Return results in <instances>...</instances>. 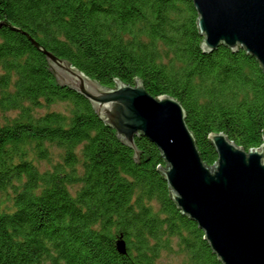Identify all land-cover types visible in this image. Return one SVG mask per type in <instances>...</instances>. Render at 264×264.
Returning a JSON list of instances; mask_svg holds the SVG:
<instances>
[{
    "label": "trees",
    "instance_id": "1",
    "mask_svg": "<svg viewBox=\"0 0 264 264\" xmlns=\"http://www.w3.org/2000/svg\"><path fill=\"white\" fill-rule=\"evenodd\" d=\"M10 18L106 86L114 74L140 76L150 96L178 98L208 162L209 133L260 146L261 65L241 48L202 52L192 0H0V20ZM52 78L45 55L0 25V264H158L166 253L222 264L174 205L159 149L134 136V160L87 100Z\"/></svg>",
    "mask_w": 264,
    "mask_h": 264
},
{
    "label": "water",
    "instance_id": "2",
    "mask_svg": "<svg viewBox=\"0 0 264 264\" xmlns=\"http://www.w3.org/2000/svg\"><path fill=\"white\" fill-rule=\"evenodd\" d=\"M192 6L202 52L221 45L230 52L241 48L257 59L264 73V0H192ZM10 20L1 19L0 25L20 32L45 55L51 82L85 98L116 138L133 150L134 160L143 151L134 136H145L159 149L164 164L156 166L174 205L195 221L222 264H264V127L260 146L247 151L223 131L209 133L217 156L210 163L200 157L178 98L150 96L140 76L129 84L114 74L115 84L106 86ZM149 156L144 150V158ZM115 249L125 254L121 239L115 240Z\"/></svg>",
    "mask_w": 264,
    "mask_h": 264
},
{
    "label": "rangeland",
    "instance_id": "3",
    "mask_svg": "<svg viewBox=\"0 0 264 264\" xmlns=\"http://www.w3.org/2000/svg\"><path fill=\"white\" fill-rule=\"evenodd\" d=\"M57 109H61V105H59L58 107H56ZM39 111H42L41 109ZM42 167H43V164H42ZM8 204V202H7ZM158 264H180L179 262V257L172 253V254H169V253H166V254H162L158 261H157Z\"/></svg>",
    "mask_w": 264,
    "mask_h": 264
}]
</instances>
